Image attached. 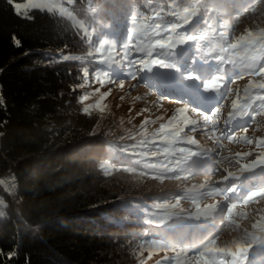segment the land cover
Returning a JSON list of instances; mask_svg holds the SVG:
<instances>
[{"label": "trees", "instance_id": "1", "mask_svg": "<svg viewBox=\"0 0 264 264\" xmlns=\"http://www.w3.org/2000/svg\"><path fill=\"white\" fill-rule=\"evenodd\" d=\"M12 1L21 0H0V264H142L149 238H182L156 228L160 205L176 194L151 190L142 179L184 169L158 167L116 122L85 110V74L116 71L109 52L173 23L172 4L193 0H74L90 34L56 11L21 14ZM243 1L198 0L202 18L186 31L213 16L233 21L238 15L230 12L264 0ZM263 65L264 54L239 61V74ZM263 185L264 174L251 184Z\"/></svg>", "mask_w": 264, "mask_h": 264}, {"label": "rangeland", "instance_id": "2", "mask_svg": "<svg viewBox=\"0 0 264 264\" xmlns=\"http://www.w3.org/2000/svg\"><path fill=\"white\" fill-rule=\"evenodd\" d=\"M12 3L21 14L31 8L56 11L90 34L71 8L74 0ZM172 8L173 23L152 27L140 41L108 53L116 71L85 74L84 108L116 122L127 143L143 146L138 153L158 167L184 169L142 179L151 190L176 194L160 205L156 228L182 234L179 240L149 238L141 248L142 264H264V185L243 195L231 190L247 188L249 176L235 184L236 174L264 167V65L253 74L227 76L232 63L264 54V1L253 10L230 12L238 15L233 21L213 16L189 32L187 26L202 18L198 0ZM173 37L194 46L196 69L215 67L205 85H196V71L180 68L184 52L166 49ZM142 49H150L149 55L141 56ZM211 82L216 86L206 87ZM251 110L257 113L253 119ZM241 243L248 250L238 255Z\"/></svg>", "mask_w": 264, "mask_h": 264}, {"label": "water", "instance_id": "3", "mask_svg": "<svg viewBox=\"0 0 264 264\" xmlns=\"http://www.w3.org/2000/svg\"><path fill=\"white\" fill-rule=\"evenodd\" d=\"M197 11L193 13L191 20L196 18ZM167 49L169 50H180L184 51L188 47V41L184 40L181 37H173L170 41L166 44Z\"/></svg>", "mask_w": 264, "mask_h": 264}, {"label": "snow or ice", "instance_id": "4", "mask_svg": "<svg viewBox=\"0 0 264 264\" xmlns=\"http://www.w3.org/2000/svg\"><path fill=\"white\" fill-rule=\"evenodd\" d=\"M20 7L23 9L24 8V5H20ZM14 43H16V46H20L19 45V42L18 41H14ZM216 86V84H215V82H211V83H209L208 85H206V87H215ZM237 248H238V255L239 254H243V253H245V252H247V246H245L244 244H238L237 245Z\"/></svg>", "mask_w": 264, "mask_h": 264}]
</instances>
